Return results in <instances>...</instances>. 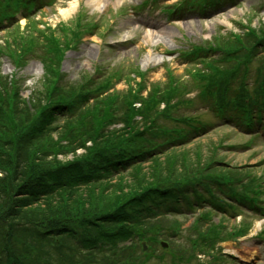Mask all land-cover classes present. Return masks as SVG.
Returning <instances> with one entry per match:
<instances>
[{
  "label": "trees",
  "instance_id": "1",
  "mask_svg": "<svg viewBox=\"0 0 264 264\" xmlns=\"http://www.w3.org/2000/svg\"><path fill=\"white\" fill-rule=\"evenodd\" d=\"M0 2L4 10L14 11L33 3ZM213 3L197 0L195 4L204 10L203 5ZM6 17L3 11L0 19ZM260 30L222 37L225 55L218 64L226 67L204 60L202 48L193 53L202 59L203 67H209V72L198 70L201 79L196 76L204 84V95L217 99L221 114L231 106L233 124L248 128L264 122V27ZM45 33L39 30L35 37L12 39L7 46L11 58L42 47L44 53L37 54L48 80L42 92L37 89L25 101L17 81L0 75V264H144L147 255L138 240H152L160 230L157 224L147 227V222L169 212L181 213V205L189 210L198 204L210 211H226L234 202L264 212L262 191L214 156H206L196 166L182 162V170L190 169L187 175L170 173L141 187L138 172L150 166L154 173L156 166L151 163L156 159L175 150L187 151L186 144L205 135L204 124L177 110L172 100L181 96L180 88H172V82L163 97L154 86L145 96L132 90L110 92L114 84L98 68L76 84L66 80L59 68L63 44L51 35L44 37ZM254 63L256 86L249 91L243 81ZM237 81L235 94L225 100L231 97L230 84ZM78 149L85 152L71 160L56 157ZM221 168L226 172L215 171ZM113 178H129L131 185L124 193L101 191L103 198L96 196L97 200L86 203L93 209L84 210L85 200L78 191L104 188ZM197 235V242L208 238L206 230Z\"/></svg>",
  "mask_w": 264,
  "mask_h": 264
},
{
  "label": "rangeland",
  "instance_id": "2",
  "mask_svg": "<svg viewBox=\"0 0 264 264\" xmlns=\"http://www.w3.org/2000/svg\"><path fill=\"white\" fill-rule=\"evenodd\" d=\"M183 1L188 6L180 5ZM144 2L35 0L36 8L30 12L21 7L11 20L0 24V75H8L17 81L19 96L25 101L33 96V92L37 93V89L42 92L48 82L37 54L44 53L42 47L36 46L31 51L20 53V57L11 58L7 55V46L12 39L35 37L39 30H45L44 37L51 35L63 44L59 68L66 80L76 84L87 74H94L98 68L99 73L103 77L109 75L110 82L114 84L110 92L124 94L132 90L145 96L154 86L160 88L163 97L164 90L169 92L168 84L172 82V88H180L181 96L172 100L177 103V110L191 115L197 113L204 122L215 123L214 115L204 108H210L207 106L209 100L200 96L203 82L198 76L203 73L198 70H203V66L197 60L193 64H187V61L193 58L194 50L199 47L208 54L204 60L220 68L226 67L228 64H218V58L225 55L221 46L222 37H228L231 32L243 34L250 29L260 32L264 27V0H214L211 5H203L206 6L204 11H199L195 3L192 5V0ZM255 68L256 64L252 66V71ZM254 80H246L251 89L255 86L252 84ZM179 98L183 101H177ZM180 103L186 104V108ZM134 105L138 106V103ZM163 107V104L159 106L160 109ZM226 123H216L207 134L196 136L185 145L187 151L175 150L156 159L151 163L156 166L154 173L150 166L142 168L138 172L139 185L157 183L159 178L170 173L174 174L172 177L182 176L183 171L187 175L190 169L182 170V162L196 166L202 164L206 156H214L223 164L238 169L249 180L259 182L264 194V129L260 131L255 127L248 132L238 127L233 129L231 122ZM255 131H260L261 135L251 137ZM52 136L57 137L56 133ZM247 144L249 147H245ZM84 152L78 149L75 153H59L56 157L67 161ZM215 171L226 172L224 168ZM112 180L104 188L89 187L78 191L79 197L85 200L82 205L84 210L93 209L86 203L97 200L96 196L103 198L98 194L101 191V194L124 193L131 185L129 178ZM261 197L264 200V195ZM82 206L75 207L80 209ZM181 211L186 214H167L147 222V227L157 224L160 232L158 241L152 244V257L145 264H172L180 254H183L184 260L178 264H264L262 214L246 207L240 208L236 216L205 207L194 208L191 212L182 207ZM200 217L208 221L200 223L201 219H197ZM174 225H177L175 234L170 235ZM205 230L208 238L197 242V234ZM237 231L243 234L236 236ZM228 232H233L232 236ZM161 241L167 243L166 249L160 246ZM188 254L193 259L186 257Z\"/></svg>",
  "mask_w": 264,
  "mask_h": 264
},
{
  "label": "bare ground",
  "instance_id": "3",
  "mask_svg": "<svg viewBox=\"0 0 264 264\" xmlns=\"http://www.w3.org/2000/svg\"><path fill=\"white\" fill-rule=\"evenodd\" d=\"M98 2H100V0H98Z\"/></svg>",
  "mask_w": 264,
  "mask_h": 264
}]
</instances>
